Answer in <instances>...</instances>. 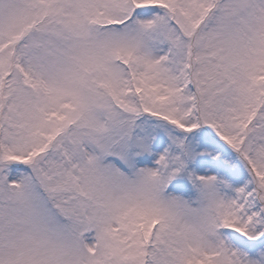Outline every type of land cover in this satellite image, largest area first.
Instances as JSON below:
<instances>
[{"label":"snow or ice","instance_id":"snow-or-ice-1","mask_svg":"<svg viewBox=\"0 0 264 264\" xmlns=\"http://www.w3.org/2000/svg\"><path fill=\"white\" fill-rule=\"evenodd\" d=\"M0 264H264V0H0Z\"/></svg>","mask_w":264,"mask_h":264}]
</instances>
